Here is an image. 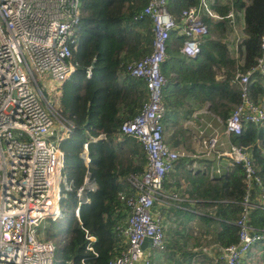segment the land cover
<instances>
[{
  "label": "trees",
  "instance_id": "obj_1",
  "mask_svg": "<svg viewBox=\"0 0 264 264\" xmlns=\"http://www.w3.org/2000/svg\"><path fill=\"white\" fill-rule=\"evenodd\" d=\"M79 1L76 46L70 56L74 70L63 81L53 100L58 114L73 123L70 134L59 143L64 157L62 173L71 186V189L62 188L61 191L64 238L62 241L56 238L59 224L50 218L44 219L42 237L55 244L54 264H107L126 245L119 228L128 213L125 198L134 191L133 187L129 189L127 178L141 173L145 162L138 142L131 136L124 135L121 140H116L115 136L122 121L132 117L147 98L143 79L129 75L125 66L150 51L151 21L147 16L132 17L146 0ZM185 1H167L166 8L175 21H180L181 9L197 0ZM240 6H243V28L238 46L240 62H237L229 56L221 39L228 30L225 9ZM213 8L221 19L212 22L210 18H204L208 32L198 37L200 52L195 57L184 56L179 50L184 36L174 35L175 29L169 31L165 58L160 63L165 78L162 92L165 105L170 108L180 106L186 91L193 90V95L207 99L209 108L225 120L240 101L235 74H243L253 67L262 53L264 0H248L244 5L242 0H226L225 5ZM172 40L176 41L175 46H171ZM170 62L175 63L169 66ZM212 65L218 70H213ZM87 67L89 76L85 72ZM172 69L175 76L168 73ZM216 71H222V76L215 77ZM247 85L248 98L264 108V76L258 69L250 73ZM99 133L104 137L92 140ZM226 137L229 144L239 145L249 152L258 181L252 179L251 186L246 185L244 171L238 164H231L218 173L209 174L203 169L185 177L190 185L188 196L196 205H201L204 212L200 216L201 222L218 226L217 230H212L207 242L220 247L237 241L235 222L246 191H250L251 196L264 189V120L243 123L240 132ZM84 142L88 165L98 188L89 192V203L80 205L81 218L78 220L72 206L76 202L74 189L81 182L85 169L79 155ZM184 157L178 156L176 160ZM158 194L159 191L155 199ZM251 208L246 223L258 229L262 237L256 242L258 253L240 261L241 264H252L257 259L255 264H264V207L258 204ZM86 235L94 239H88ZM201 253L203 257L214 259L212 263L206 260L208 264H221L217 254L212 257Z\"/></svg>",
  "mask_w": 264,
  "mask_h": 264
},
{
  "label": "built area",
  "instance_id": "obj_2",
  "mask_svg": "<svg viewBox=\"0 0 264 264\" xmlns=\"http://www.w3.org/2000/svg\"><path fill=\"white\" fill-rule=\"evenodd\" d=\"M79 0H0V264H54L55 245L36 233L45 218L61 215L62 188L71 189L62 171L63 152L59 143L73 129L69 119L61 117L47 98L39 79L48 77L51 85L63 83L74 70L70 61L76 46V24L80 15ZM167 0H146L133 19L147 16L151 21V49L129 61L126 72L143 79L147 98L138 111L122 121L119 136H131L141 144L145 155L144 169L129 177L135 192L125 198L128 213L119 232L125 247L107 264H148L144 260L145 237L156 250L165 247L162 224L152 205L161 189L166 173L181 153L169 147L162 134L165 82L160 63L165 58V43L169 31L176 28L184 36L179 50L195 57L200 47L198 36L207 32L203 14L220 17L209 7L208 0H198L180 12V21L166 8ZM232 8L225 16L232 15ZM262 53L253 67L236 73L234 79L240 91V101L224 120V132H240L243 123L264 119V108L252 102L246 93L250 73L258 69L264 76V33L260 37ZM89 76V67L86 68ZM57 88L52 87V92ZM200 138L206 152L226 156L230 164L244 171V182L259 180L249 152L239 145H224L215 133ZM103 138V134L92 137ZM228 142V140H227ZM223 143L221 152L216 150ZM85 166L82 180L74 189L76 202L72 212L79 220L81 204L89 201V192L98 184L89 168L86 142L79 152ZM259 205L264 207V189L258 191ZM250 191L241 200V212L236 219L237 241L219 247L221 264H240L242 256L262 235L246 223ZM86 238H91L86 235Z\"/></svg>",
  "mask_w": 264,
  "mask_h": 264
},
{
  "label": "crops",
  "instance_id": "obj_3",
  "mask_svg": "<svg viewBox=\"0 0 264 264\" xmlns=\"http://www.w3.org/2000/svg\"><path fill=\"white\" fill-rule=\"evenodd\" d=\"M179 1L186 2L185 0ZM208 1L211 10L217 14L219 13L213 8V6L225 5L226 2V0ZM242 1L243 5L248 2V0ZM227 9L229 8L225 9V14ZM231 11V16L224 15V17L228 19V30L222 36L221 40L224 41L229 56L234 60H237V62H240L238 46L242 37L243 6H240L239 8L233 7ZM202 17L203 20L205 17L210 18L212 22L221 19V15L220 17H214L208 14H203ZM173 29H175L174 35H181L176 28ZM175 45L176 41L172 40L171 46ZM174 63L175 62H170L169 66ZM211 68L213 70H218L213 65ZM174 69L169 70L168 72L171 76H175ZM221 76L222 71H216L215 77ZM61 84L62 83L52 84V87L57 88L53 92L54 95L57 93ZM187 91L183 96L182 104L180 106L169 108L165 105L166 109L162 119L163 139L172 149L179 153H185V155L183 154L185 157L182 160L174 161L173 167L164 176L157 198L154 199L152 211L159 215L162 224L165 247L163 250L156 251V249L151 247L147 242L143 250V255L144 260H146L148 264H208L206 260H210L212 263L214 259L211 257H203L201 251L212 257H216L217 254L218 257V249L220 246L211 241L207 242L212 234V230H217L218 226L215 225V227H213L214 225L211 223L201 222L200 216L204 212H202L201 205H196L193 202V199L188 196L187 190L190 188V185L185 180V177L195 173L197 170L203 169H206L209 174L218 173V171L226 169L231 165L226 156H216L217 153L215 151L206 152L200 143V138L207 136L206 134L208 133H215L224 141V145H226L228 142L223 129L224 120L209 108V102L207 99L201 95H193V90H190L191 92ZM115 138L116 140H121L123 139V136H119L116 133ZM134 141L136 140L134 139ZM138 144L140 143L138 142ZM224 145L223 143L218 144L216 150L218 152L223 151ZM127 182L129 183L128 187L131 190L133 186L130 184L128 178ZM256 191L257 188H255V192ZM134 192L135 188L133 193ZM259 200L257 193L251 194L250 202L252 208L259 204ZM89 202L90 195L87 203ZM58 218H61V215ZM61 223H63L64 228V219H62ZM39 237L43 238L40 234ZM88 239H94V237L91 236V238ZM258 247V244L254 243L242 256L241 261L246 256L248 257L247 259H250L252 253L256 255V253H258ZM190 252H193L191 256ZM256 261L257 259H255L252 264H255ZM138 264H141V262H138ZM249 264L251 263L249 262Z\"/></svg>",
  "mask_w": 264,
  "mask_h": 264
},
{
  "label": "rangeland",
  "instance_id": "obj_4",
  "mask_svg": "<svg viewBox=\"0 0 264 264\" xmlns=\"http://www.w3.org/2000/svg\"><path fill=\"white\" fill-rule=\"evenodd\" d=\"M38 83L41 86L44 95L47 98H49V100L51 102H53V100H54V93L51 91L52 90V85H51V82H50L49 78L48 77H44L42 79H39L38 80ZM183 154L185 155V153H181V156H184ZM56 220L58 221L57 223L59 224V227H60V230L58 231L56 238L58 240L62 241L63 238H64L63 223H61L62 222V219L61 218H56ZM44 221H45L44 219L41 220V222L39 223V225L36 227V233L37 234H40L41 236H43L42 228L45 225L44 224ZM156 251H158V250H156Z\"/></svg>",
  "mask_w": 264,
  "mask_h": 264
},
{
  "label": "water",
  "instance_id": "obj_5",
  "mask_svg": "<svg viewBox=\"0 0 264 264\" xmlns=\"http://www.w3.org/2000/svg\"><path fill=\"white\" fill-rule=\"evenodd\" d=\"M150 239L148 237H145L143 240V244H146L147 242L149 243Z\"/></svg>",
  "mask_w": 264,
  "mask_h": 264
}]
</instances>
